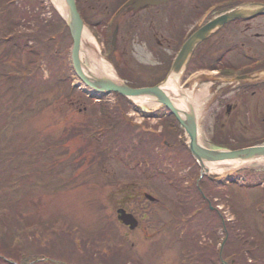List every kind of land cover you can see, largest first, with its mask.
<instances>
[{
	"label": "rangeland",
	"instance_id": "obj_1",
	"mask_svg": "<svg viewBox=\"0 0 264 264\" xmlns=\"http://www.w3.org/2000/svg\"><path fill=\"white\" fill-rule=\"evenodd\" d=\"M4 2L0 0V7L5 6L4 12L0 14V36L9 34L8 31L12 28L13 31H23L26 34L28 26L33 23L36 26L32 9L40 22L51 20V30H55L56 35L54 40L44 41L42 47L40 41L35 43V50L42 49L45 55L39 60L38 70L33 76L31 72L35 65L31 61L34 49L31 51L28 47L30 41L26 42V35L21 34L18 37L16 47H11L13 43H9V39L0 40V167L8 169L16 166L14 172L6 170V174L0 175V195L4 190L8 191L10 186L19 188L17 195L8 200L14 198L13 201L19 208L18 214L26 222L39 223V227L34 226L33 234L38 241L42 240L41 246L49 244L48 254L51 256L65 257L70 263L82 261V257L89 254L93 239L81 231L96 229L100 233L107 225V232L100 236L104 239L111 237L114 242L123 246L118 250L108 247L109 249L100 254L102 256L108 253L112 257V264H180L182 241L174 225L172 231L161 230L167 216L160 202L170 207L175 203L174 191L164 174L171 175L172 169L173 174L183 175L186 170L182 164L189 159L183 143L179 142L183 140L181 132L166 131L169 142L177 143L179 148L174 150L175 145H169L168 154L174 156L171 162L166 161L163 168L145 177L142 171L146 166L136 163L131 157L135 153L133 143L136 137L133 129L138 124L132 120L133 127L127 126L124 133L125 125L117 120L119 141L117 144H112L111 141V145L107 146V139L111 135L106 138L108 132L101 131V125L105 121L99 117L96 104L81 96L79 90H73L66 95L69 81L73 84L77 82L74 77L68 78L67 74V31L61 32L60 26L56 28L55 14L47 12L48 0H16L8 5ZM253 23L264 24V19H256ZM97 46L101 54L102 46L98 43ZM170 51L164 50L167 58ZM130 57L135 60L131 61ZM107 61L113 65L109 59ZM152 65H158L156 57L143 44H135L129 47V54L123 56L120 66L125 73V70H129L130 82L147 84L160 72ZM7 72H18L16 79H22L19 87L24 88L17 90L20 83L16 80L13 88L5 90L10 82L4 79ZM13 75L12 80L15 78ZM202 84L196 85V88L204 89ZM101 98H112L115 106L121 107L119 113L118 110L113 112L116 109L113 104L106 106L116 119L121 117L123 108L128 107L127 103L119 101L113 95H104ZM131 108L124 115L128 121ZM158 111L163 114L161 109ZM200 113V141L207 146H215L212 142L213 120L219 118L221 122L224 121L223 107L207 93ZM260 115L256 117L259 119ZM142 127L151 130L154 128L149 121H143ZM93 129L99 131L88 136V132ZM225 130L221 128L217 133L214 132L213 137H222ZM238 130L237 133L245 138L256 137L264 132L263 129L250 125ZM126 135H129L128 140ZM87 141L92 144L84 149ZM19 171L24 173L23 178L27 180L22 184L15 180ZM211 174L215 177L213 182L218 184V188L214 184L212 187L227 194L226 200L217 196L216 202L220 208L218 211L225 215V219H231L233 226L236 225L234 223H239L234 227L241 232L243 245L254 249V252L245 250L238 257V264H264V227L259 216V209L264 203V164L250 161L220 172L212 169ZM233 180L256 186H240ZM226 181L231 183L226 185ZM129 183L157 199L150 202L144 198H135L124 204L127 210L135 211L139 215L140 227L135 230H129L116 220V200L120 198L118 190ZM23 188L27 189L23 191ZM205 219L203 217L202 221ZM107 221L110 224L105 223ZM41 222H47L48 226L42 228ZM216 232L223 237L221 227ZM100 236L97 235L94 242L100 243L104 240ZM85 262L88 264L90 260L87 258ZM37 264L52 263L46 261Z\"/></svg>",
	"mask_w": 264,
	"mask_h": 264
},
{
	"label": "flooded vegetation",
	"instance_id": "obj_2",
	"mask_svg": "<svg viewBox=\"0 0 264 264\" xmlns=\"http://www.w3.org/2000/svg\"><path fill=\"white\" fill-rule=\"evenodd\" d=\"M75 2L87 30L102 46L101 54L112 62L123 79H130L129 70L123 72L120 65L131 45L143 44L156 57L158 65L152 66L160 72L152 82L168 74L174 55L191 32L231 4V0ZM261 18L264 15L227 23L217 29L194 47L179 73L182 85L187 88L195 86V89L196 85L209 82L206 93L224 110V121L216 118L213 126L226 129L222 137L227 142L245 141L237 133L240 127L250 125L264 131V24L253 23ZM169 49L167 58L164 50ZM132 57L130 60L134 61ZM163 129L164 126L154 133ZM167 227L165 224V230ZM210 231L213 233L214 225Z\"/></svg>",
	"mask_w": 264,
	"mask_h": 264
},
{
	"label": "trees",
	"instance_id": "obj_3",
	"mask_svg": "<svg viewBox=\"0 0 264 264\" xmlns=\"http://www.w3.org/2000/svg\"><path fill=\"white\" fill-rule=\"evenodd\" d=\"M264 1V0H262ZM33 9L31 10V14L33 18V20H35L36 26L34 28H31L32 32L26 33V41L27 40H31L35 43L40 41L41 47L44 45V41L47 40H54V35H56L55 30H51V20H48L47 22H40L41 20L38 18L36 12H32ZM40 20V21H39ZM55 26L56 28H58V26H60V30H62L63 32L66 31V28L62 22V20L59 18L58 15L55 14ZM49 30H51L50 32H48ZM53 36V38H52ZM68 39L66 40V44L68 46L69 44V36L67 34ZM11 39L13 37H10ZM15 45V44H13ZM13 45L11 47H13ZM57 45V44H56ZM32 47V46H31ZM6 52V51H3ZM37 55L40 57V59L43 57V55H45L44 50L39 49L36 52ZM21 86V83L20 85ZM21 88H24L21 87ZM117 98L119 101H122L123 103H127V99H125L124 97L120 96L119 94H117ZM101 111L103 113V116L106 117V120H111L112 118L110 117V113L106 108V104L101 103L100 105ZM114 108H116L115 110H120V106H115ZM114 110V111H115ZM124 110V108H123ZM121 111V110H120ZM120 113V112H119ZM119 117V114H118ZM117 120H119L120 122H122L125 127L123 129V132L125 133L128 123L125 122V120L123 119L122 115L121 117H119ZM173 121L174 118H173ZM167 124V123H165ZM174 125L177 126L176 122H174ZM115 127H117V125H115ZM114 127V128H115ZM106 130V129H105ZM116 131V130H115ZM179 131H181L179 129ZM108 132V133H107ZM114 132V131H112ZM112 132H109L108 130H106V138H109V135H111ZM214 132H217V128L214 129ZM110 133V134H109ZM119 131L117 133L112 134V136L110 137V139H112V141H119L118 140V136H119ZM122 135V134H121ZM128 136L126 135V139L128 140ZM136 137L138 138V141L140 143V146L137 145V149H135V151H140V155L142 156V158H144L145 156H148L150 152L148 149H145V145L147 144L144 140V138L146 137H154L153 134L148 133V132H144L142 130H139V132L137 133ZM162 138H166L167 142H169L167 137H164L163 135H161L160 137H158V142L161 146L166 147V145L164 143H162ZM213 144L216 146H221V147H227V148H237V147H241V146H245L247 144H251L252 142H256V141H245L243 143L240 144H232L229 143L227 141H220L219 139H217L216 137H213ZM124 141V142H127ZM152 142V141H151ZM92 144L91 141H87L84 145V149L88 148L90 145ZM160 158H157V160H159ZM188 161H186L185 163H183V167H187L189 166V164H191L190 166V170L188 172L189 174V180L191 181L192 184H194V179L197 177L198 175V168L197 165L194 163V161L191 159L190 156H188ZM3 160V159H2ZM160 163V162H159ZM158 163V164H159ZM16 169L15 167H11V168H3L0 167V175L2 174H6L8 170L10 173L14 172V170ZM19 176L17 178H15V180H18L20 184H22L23 182H26L27 180L24 177V173H21L19 171ZM202 183V188L204 189V194L205 196H209V195H216L218 194V189L217 188H212L211 183H209L207 181V179H203L201 181ZM27 185H25L26 187ZM29 186V185H28ZM27 186V187H28ZM247 186H251V185H247ZM132 187L130 184L128 186H126V188L123 190V197L128 198V196L130 194H132V192L134 190H131ZM19 188L15 189V190H11V186L10 188L7 190H4V193L2 195H0V200L2 202H0V256L3 258V260H1L2 263L4 264H11L8 263L7 261H5V259H9L12 261L17 262L18 264H29L30 262H32L35 258H37L39 255H43L45 257H51V255H49L48 251L50 250V246L49 244H45L43 246H41V241H38L36 239V236H34L33 231L34 230V226L37 225V227H39V223L37 222H33V221H29L26 222L19 214V208L17 207L16 202L13 201V199H10V201L8 200L11 196H16L17 195V191ZM25 189L27 188H23V191H25ZM195 189V188H194ZM11 191V192H10ZM225 196V193H222ZM263 197H264V191H263ZM125 198V200H126ZM200 201H204V198H202L199 195ZM1 204H3V206H1ZM206 210L209 211V209L206 207ZM262 218L264 219V214L262 213V210L260 212ZM216 219H215V227L218 228L220 226V222L219 219L217 217V215L215 214ZM237 221V220H236ZM198 226L196 228V230L194 231L192 229V227L190 229H188V236L186 238L185 242V252H184V256L183 258L186 259V263L187 264H220L219 259H218V251H217V242L219 241V236L216 234V232H211L209 230V226L208 224H203L201 222L197 223ZM237 226L239 225L238 222L234 223ZM46 226H48L47 222H41V227L45 228ZM232 225V222H227L226 223V228L228 231V238L227 241L225 243L224 246V253L225 255H229L231 257L232 264H238V257L242 256V254H244L245 250H251L254 252V249L250 246V248H247L248 246H244L243 242H242V234L241 232L238 231V228H235ZM239 227V226H238ZM49 232H51V230H48ZM192 232V233H190ZM199 232H203L207 238H211V241H207L205 243V245H202L201 243H199L201 236ZM210 232V233H209ZM85 235L87 236H92L93 241L97 238V230L92 229L90 231L87 232H83ZM100 234H103V232L98 233V236H100ZM104 235V234H103ZM100 239H104L102 236L99 237ZM105 243H96L95 245L93 244V242H91L92 246H91V250L89 252L88 255H85L84 257H82V261H78L77 262H82L84 264H86L85 260L88 258L90 260V263L88 264H112L110 258H112L111 256L108 255V253L104 254V255H100L101 253H103L104 251H106L109 248H115V247H111L109 245V241L110 239L105 238ZM109 247V248H108ZM228 249L230 251H228ZM81 259V258H80ZM212 261V262H211ZM37 264V263H36Z\"/></svg>",
	"mask_w": 264,
	"mask_h": 264
},
{
	"label": "water",
	"instance_id": "obj_4",
	"mask_svg": "<svg viewBox=\"0 0 264 264\" xmlns=\"http://www.w3.org/2000/svg\"><path fill=\"white\" fill-rule=\"evenodd\" d=\"M62 3L63 11L59 13L69 30L72 40L69 50V62L72 71L76 74L78 79L83 84L99 93L114 91L128 98L147 96L163 104L169 113H171L183 127L186 138L185 145L190 155L199 166V177L207 175L210 168H216L218 166L226 167L228 161L249 162L264 156V144L245 146L237 149L208 148L203 146L198 140L197 123L193 106L186 101V109L176 107L171 97L168 96L162 88V83L164 81L153 87L132 88L126 85L120 78L111 77L101 70H96L97 73L92 72L88 66L82 62L80 57L81 33L84 27L76 10L75 2L74 0H62ZM260 13H264L263 2H243L213 17L186 40L182 50L171 67V72L178 73L195 44L203 40L224 23L235 18H248ZM141 107L145 109V107ZM146 196L152 199L150 195ZM118 213V219L124 224L129 225V228H134L136 226L137 221L130 213H126L123 210L118 211ZM224 264H226V262H224Z\"/></svg>",
	"mask_w": 264,
	"mask_h": 264
},
{
	"label": "bare ground",
	"instance_id": "obj_5",
	"mask_svg": "<svg viewBox=\"0 0 264 264\" xmlns=\"http://www.w3.org/2000/svg\"><path fill=\"white\" fill-rule=\"evenodd\" d=\"M53 4H56L57 8L60 11H63L62 8V0H50ZM93 38L91 36V34L85 30L82 31L81 33V53H80V57H82V60H84V57L87 56L88 58V68L94 72L97 73L96 70H101L103 71L105 74L113 77L114 70L112 69L111 65L104 61L103 59H101L98 56V53L96 51L92 50V45L91 43H93ZM178 73L177 72H172L171 75H169V78H167L166 82L162 85L163 90L167 93L168 96L171 97L172 102L174 103V105L180 109H186V101H188L191 106H193L194 111H195V115H196V119L198 121V125H199V120H200V112L201 109L203 108V103L206 100V89L207 87H204V89L200 88L197 89L192 86V87H184L183 85L181 86V83H177V76ZM180 86H179V85ZM131 99H133L135 102L139 103V104H143L146 107L149 108V106H158V102L154 101L153 99L147 97V96H137V97H132ZM198 137H199V127H198ZM200 139V138H199ZM253 161H257V163H261L264 164V156L263 157H259L254 159ZM243 163L246 162H236V161H228L226 167H216L214 171L220 172L223 170H227L230 169L231 167L237 166V165H242Z\"/></svg>",
	"mask_w": 264,
	"mask_h": 264
}]
</instances>
